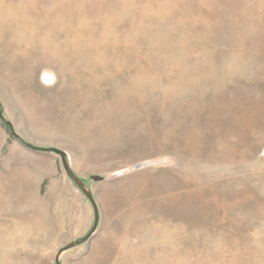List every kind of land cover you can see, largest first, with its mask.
<instances>
[{
    "label": "rangeland",
    "instance_id": "rangeland-1",
    "mask_svg": "<svg viewBox=\"0 0 264 264\" xmlns=\"http://www.w3.org/2000/svg\"><path fill=\"white\" fill-rule=\"evenodd\" d=\"M0 111V264L94 225L25 143L99 210L61 264H264V0H0Z\"/></svg>",
    "mask_w": 264,
    "mask_h": 264
},
{
    "label": "water",
    "instance_id": "water-1",
    "mask_svg": "<svg viewBox=\"0 0 264 264\" xmlns=\"http://www.w3.org/2000/svg\"><path fill=\"white\" fill-rule=\"evenodd\" d=\"M0 118L4 121V117L2 115V112L0 111ZM5 124L10 126V123L5 121ZM12 135L16 138V139H20L13 131H12ZM25 146L28 147L31 150L37 151V152H52L55 153L56 155L61 157L62 163H63V167L64 170L67 174V176L70 178V180L77 186V188L84 194V196L88 199V201L90 202V204L92 205L93 209H94V214H95V220H94V225L93 228L91 229V231L87 234L86 237L75 241L71 244H69L68 246H66L65 248L61 249V251L59 252L57 259H56V264H61L60 262V257L62 256L63 253L72 250L76 247H79L83 244H85L86 242H88L90 240V238L95 234L98 224H99V210L97 207V204L95 202L94 196L92 195L90 189L85 185L84 181L80 178H78L72 171L71 167H70V163L68 160V156L66 155L65 152L57 150V149H43V148H38V147H34L28 143H25ZM147 164H140V165H136L133 170H137L140 169L144 166H146ZM94 181H98V180H102L101 178H93Z\"/></svg>",
    "mask_w": 264,
    "mask_h": 264
},
{
    "label": "bare ground",
    "instance_id": "bare-ground-1",
    "mask_svg": "<svg viewBox=\"0 0 264 264\" xmlns=\"http://www.w3.org/2000/svg\"><path fill=\"white\" fill-rule=\"evenodd\" d=\"M147 6V5H146ZM64 9V8H63ZM176 9V8H175ZM161 18V17H160Z\"/></svg>",
    "mask_w": 264,
    "mask_h": 264
}]
</instances>
